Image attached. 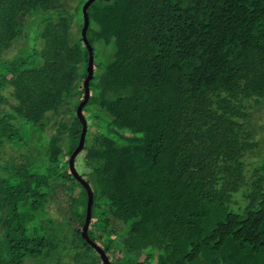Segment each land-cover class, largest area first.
Here are the masks:
<instances>
[{
    "label": "trees",
    "instance_id": "16d2710c",
    "mask_svg": "<svg viewBox=\"0 0 264 264\" xmlns=\"http://www.w3.org/2000/svg\"><path fill=\"white\" fill-rule=\"evenodd\" d=\"M86 1L0 0V264H103L69 166L82 125L62 118L84 97ZM88 12L89 237L113 264H264V0Z\"/></svg>",
    "mask_w": 264,
    "mask_h": 264
},
{
    "label": "water",
    "instance_id": "95a60500",
    "mask_svg": "<svg viewBox=\"0 0 264 264\" xmlns=\"http://www.w3.org/2000/svg\"><path fill=\"white\" fill-rule=\"evenodd\" d=\"M94 1L95 0H87L85 2V4L83 5V9H82L84 24L82 27L81 35H82V39H83V41H84V43L87 46L88 51H89V61H88V66H87L88 74L84 80V90H85L84 91V97L81 100V102L79 103L77 110H76L77 116H78V118L81 122V125H82V130H81V134H80L79 143L70 156L69 166H70L71 173L73 174V176L81 184H83L85 186L86 191H87L88 201H87V208H86V218H85V222H84L83 229H82V235L90 243V245L96 250V252L99 254L103 264H113L111 262L109 256H108V254L104 251V249L89 237L88 229L90 226V221H91V216H92V207L94 204V193H93L91 185L82 177V175H80V173L78 172V170L76 168V159H77L78 155L84 149V145H85V141H86V135L88 132V120H87L86 115L84 114V108L87 105V103L90 99L91 93H92L91 89H90V81L93 78L94 71H95L93 46L90 43L89 38H88V28L90 25V17H89L88 9Z\"/></svg>",
    "mask_w": 264,
    "mask_h": 264
},
{
    "label": "rangeland",
    "instance_id": "374dc122",
    "mask_svg": "<svg viewBox=\"0 0 264 264\" xmlns=\"http://www.w3.org/2000/svg\"><path fill=\"white\" fill-rule=\"evenodd\" d=\"M81 33V32H80ZM25 45V42L23 41V40H17V41H15V43H14V46L10 49V51H8V53L6 54L7 55V58L8 59H11L17 52H18V48H20V47H22V46H24ZM111 55H112V53L110 52V53H108V52H106V56H108V57H111ZM96 57H98L99 58V56L97 55ZM103 58V57H102ZM12 99V101H13V99L14 98H11ZM73 100H74V102H68V104H67V106H65V107H63L64 109V111L63 112H65L64 114H62V118H66V120H72V118H73V115L74 114H76V110H77V107L78 106H76L77 105V103H78V105H79V103H80V101H78L79 99H75V98H72ZM76 109V110H75ZM259 118H261L262 120H261V122H260V124H262V127L260 128V133L261 134H263L264 135V104L263 105H261V107H260V111H259ZM87 117V116H86ZM91 119H89V123H91ZM73 125H74V123H73V121H70V123H68V127H73ZM100 127V129L102 128V126H103V122H99V124L97 125V127ZM91 130V129H90ZM92 130H93V132H95L96 131V128L95 127H93L92 128ZM78 133H75V137H79V134L77 135ZM91 135H92V133L90 132L88 135H87V137H91ZM86 137V138H87ZM39 139V138H38ZM88 139V138H87ZM263 148H264V144H263ZM20 153V152H19ZM18 152L13 156V158H15L16 156H17V154H19ZM84 155V152H81L80 153V155H78V157H77V160H76V165L79 167V160H81V158H82V156ZM16 163V162H15ZM2 164H3V162L2 161H0V166H2ZM17 164V163H16ZM250 168V167H249ZM2 174H3V172H2V170H0V176H2ZM78 181V180H77ZM61 210V209H60ZM61 212L62 213H64L65 214V212L67 213V211H65V212H63V210H61ZM69 215H70V213H68ZM91 228L92 229H94V228H96V227H94V225H92L91 226ZM43 230L44 231H46L47 230V228H46V230L43 228ZM100 243H103L102 241H99ZM104 244V243H103ZM96 251V250H95ZM119 256H120V254H118ZM52 260L50 259V260H48V259H45V258H41L39 261H35V264H47V263H49V262H51ZM102 261V260H101ZM29 263H31V262H29ZM34 263V262H33ZM52 264H54L53 262H52ZM64 264V263H63Z\"/></svg>",
    "mask_w": 264,
    "mask_h": 264
},
{
    "label": "clouds",
    "instance_id": "9594fccd",
    "mask_svg": "<svg viewBox=\"0 0 264 264\" xmlns=\"http://www.w3.org/2000/svg\"><path fill=\"white\" fill-rule=\"evenodd\" d=\"M80 155V154H79Z\"/></svg>",
    "mask_w": 264,
    "mask_h": 264
}]
</instances>
